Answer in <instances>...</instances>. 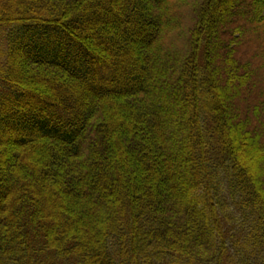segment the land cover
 <instances>
[{"label":"trees","instance_id":"obj_1","mask_svg":"<svg viewBox=\"0 0 264 264\" xmlns=\"http://www.w3.org/2000/svg\"><path fill=\"white\" fill-rule=\"evenodd\" d=\"M0 264H264V0H0Z\"/></svg>","mask_w":264,"mask_h":264},{"label":"rangeland","instance_id":"obj_2","mask_svg":"<svg viewBox=\"0 0 264 264\" xmlns=\"http://www.w3.org/2000/svg\"><path fill=\"white\" fill-rule=\"evenodd\" d=\"M10 154V153H9Z\"/></svg>","mask_w":264,"mask_h":264}]
</instances>
